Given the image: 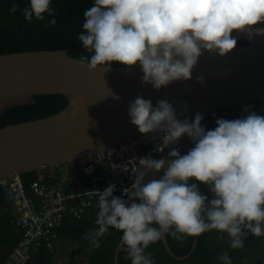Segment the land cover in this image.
I'll return each instance as SVG.
<instances>
[{
	"label": "clouds",
	"instance_id": "obj_1",
	"mask_svg": "<svg viewBox=\"0 0 264 264\" xmlns=\"http://www.w3.org/2000/svg\"><path fill=\"white\" fill-rule=\"evenodd\" d=\"M51 5L52 0H29L25 20L51 16ZM83 15L78 39L91 55L80 56V67H103L106 73L113 62L128 68L139 64L143 84L156 90L192 79L205 52L226 56L237 45L234 32L264 36V0H94ZM128 115L141 134L160 135L168 154L139 160L132 185L123 190L127 199L113 195L115 184L96 191L98 227L85 235L94 249L110 228L123 233L131 264H156L145 250L165 235L183 242L216 230L221 241L227 234L234 250L243 249L249 235L264 236V116L218 118L216 127L206 130L202 114L180 119L167 99L153 106L140 96L129 104ZM184 137L193 147L181 154L174 145ZM192 178L211 199L189 182ZM217 260L233 264L227 251Z\"/></svg>",
	"mask_w": 264,
	"mask_h": 264
},
{
	"label": "water",
	"instance_id": "obj_2",
	"mask_svg": "<svg viewBox=\"0 0 264 264\" xmlns=\"http://www.w3.org/2000/svg\"><path fill=\"white\" fill-rule=\"evenodd\" d=\"M233 36L237 45L226 56L205 52L192 79L159 90L143 84L139 64L131 68L112 64L105 73L103 67L92 71L80 67V57L67 49L0 53V116L11 108L37 103V96L67 99L50 115L0 127V179L64 165L140 137L143 134L128 115L129 104L137 96L151 100L153 106L167 99L180 119L247 105H256L251 112L262 115L264 36L249 38L236 32ZM197 76L203 77L202 82ZM161 239L172 257L182 260L191 255L176 254L167 235ZM193 245L197 246V237ZM121 248L120 241L115 264H120Z\"/></svg>",
	"mask_w": 264,
	"mask_h": 264
},
{
	"label": "trees",
	"instance_id": "obj_3",
	"mask_svg": "<svg viewBox=\"0 0 264 264\" xmlns=\"http://www.w3.org/2000/svg\"><path fill=\"white\" fill-rule=\"evenodd\" d=\"M93 3L94 0H52L51 7L54 11L51 16L45 13L44 20L33 18L31 22H28L24 18L23 9L28 6L29 0H0V53L31 49H67L74 56L85 55L90 57L91 53L84 49L78 37L83 31V14ZM13 5H17L15 12L10 11ZM51 19L56 20L55 25L49 24ZM243 42L239 41V43ZM112 64L121 65L117 62ZM37 100L35 104L7 110L0 116V127L9 123H18L50 115L62 108L67 102L63 95H41L37 96ZM231 110H235L234 107L225 111ZM220 112L224 111L220 110ZM235 114L237 118H243L247 115ZM21 176L28 194L32 195L30 184L37 178V172H26ZM189 182L197 183L201 191H208L196 180ZM207 196L209 199L212 198L210 192ZM98 199L99 197H96L92 201L82 216L67 215L58 229L61 238L69 239L82 246L70 254L69 261L72 264L80 261L83 256H87V261L83 264H115L114 251L123 234L120 230L110 228L109 234L101 239V246L98 249H94L85 239L88 231L98 227L95 224ZM22 234V230L14 221L12 204L0 186V257L3 259V264H7V256L20 241ZM220 235L221 233L216 230L202 234L198 237V245L192 256L182 260L169 255L162 239L150 244L145 251L153 254L156 264H220L217 257L224 251L229 253L233 264H264V236L249 235L244 241L245 247L234 250L226 242L228 240L227 234H224V241L219 239ZM168 236L171 247L177 254L184 255L191 250L194 237H187V244L182 246V242L170 235ZM34 256L28 264L34 262L54 264L53 254L45 245H41L35 251ZM127 259V253L123 248L120 253V263L127 264Z\"/></svg>",
	"mask_w": 264,
	"mask_h": 264
},
{
	"label": "built area",
	"instance_id": "obj_4",
	"mask_svg": "<svg viewBox=\"0 0 264 264\" xmlns=\"http://www.w3.org/2000/svg\"><path fill=\"white\" fill-rule=\"evenodd\" d=\"M249 106L242 108L247 110ZM199 113L203 115L202 126L208 120H228V115L218 110ZM194 116L184 118L191 120ZM190 144V139L184 137L174 147L182 154ZM167 154L168 149H164L160 135L148 133L67 164L38 171L37 178L30 184L32 195L28 194L21 175L0 179V186L12 204L14 221L23 233L10 251L7 264L30 263L41 245L58 255L61 238L58 229L67 215L82 216L98 197L96 191L102 192L110 184H115L113 195L127 199L123 190L132 185L135 172L140 167L139 160L146 156L163 158ZM60 262L68 263L69 259H61ZM82 263L80 260L76 264Z\"/></svg>",
	"mask_w": 264,
	"mask_h": 264
},
{
	"label": "flooded vegetation",
	"instance_id": "obj_5",
	"mask_svg": "<svg viewBox=\"0 0 264 264\" xmlns=\"http://www.w3.org/2000/svg\"><path fill=\"white\" fill-rule=\"evenodd\" d=\"M256 107V105H254L253 107H252V109H250L249 111H246L245 113H249V112H251L254 108ZM234 109L235 110H231V111H227V113H229V114H227L228 115V120H233V119H237V117H236V114L235 113H238L239 115H243L242 113H244L243 112V110H242V106H236V107H234ZM238 109H239V111H238ZM225 112V111H224ZM224 112H222V113H224ZM264 113V112H263ZM262 116V115H261ZM153 158H157L158 159V157H156V156H154ZM192 180H195L194 178H192L190 181H192ZM205 195H208L209 194V192L208 191H202ZM195 238L196 237H194V239H193V244H194V241H195ZM167 239H168V243H169V245H170V247H171V244H170V242H169V236L167 235ZM121 241V240H120ZM119 241V242H120ZM163 242V241H162ZM119 244V243H118ZM117 244V245H118ZM187 244V238L182 242V246H185ZM192 244V248H191V250L188 252V253H190L191 252V255L190 256H192V254L194 253V251H195V249H196V247L197 246H195L194 247V245ZM164 245V244H163ZM197 245H198V237H197ZM116 248H117V246H116ZM116 248H115V251H114V262H115V252H116ZM166 249V248H165ZM173 249V248H172ZM123 250V246H122V248H121V250H120V253H121V251ZM167 251V250H166ZM168 252V251H167ZM175 252V251H174ZM176 253V252H175ZM188 253H186V254H188ZM177 254V253H176ZM170 255V254H169ZM179 255V254H178ZM185 255V254H184ZM189 256V257H190ZM119 262H120V254H119ZM0 264H3V259H2V257H0ZM32 264H44V263H42V262H34V263H32ZM121 264V263H120ZM127 264H131V260H130V258L128 257V259H127Z\"/></svg>",
	"mask_w": 264,
	"mask_h": 264
},
{
	"label": "crops",
	"instance_id": "obj_6",
	"mask_svg": "<svg viewBox=\"0 0 264 264\" xmlns=\"http://www.w3.org/2000/svg\"><path fill=\"white\" fill-rule=\"evenodd\" d=\"M158 159H160V158H158ZM58 244H59V247H60V252L59 253H61V254H58V255H60V256H58V255H56V254H54V253H52L50 250V252L53 254V261H54V264H63V263H61L60 262V260H61V258L62 259H69V256H70V254L73 252V251H75V250H77L78 249V245H80L79 243H73L71 240H69V239H66V238H60L59 239V242H58ZM81 246V245H80ZM82 247V246H81ZM80 247V248H81ZM38 249H36L35 251H37ZM10 253V252H9ZM35 253V252H34ZM9 255V254H8ZM35 257V256H34ZM7 258H8V256H7ZM59 259V260H58ZM57 261V262H56ZM6 262H7V260H6ZM64 264H72L71 263V261H69L68 263H64ZM76 264V263H75Z\"/></svg>",
	"mask_w": 264,
	"mask_h": 264
},
{
	"label": "rangeland",
	"instance_id": "obj_7",
	"mask_svg": "<svg viewBox=\"0 0 264 264\" xmlns=\"http://www.w3.org/2000/svg\"><path fill=\"white\" fill-rule=\"evenodd\" d=\"M242 110L245 112V110H244L243 108H242ZM238 111H239V109H238ZM246 111H249V110H246ZM226 113H227V112H226ZM227 114H229V113H227ZM203 126L205 127L206 130H210V129H214V128L216 127V124H215L214 121L208 120ZM191 147H193L192 142H191L189 148H188L184 153H182V154H186V153L188 152V150H189ZM80 247H81V246L78 245V248H80ZM81 260H82L83 263H84L85 261H87V256H83V257L81 258ZM83 263H82V264H83Z\"/></svg>",
	"mask_w": 264,
	"mask_h": 264
},
{
	"label": "bare ground",
	"instance_id": "obj_8",
	"mask_svg": "<svg viewBox=\"0 0 264 264\" xmlns=\"http://www.w3.org/2000/svg\"><path fill=\"white\" fill-rule=\"evenodd\" d=\"M194 114H196V113H194ZM157 157V156H156ZM159 158V157H158ZM59 254H61V253H59ZM62 255V254H61ZM58 256H60V255H58ZM62 259V258H61ZM59 260V259H58ZM57 262V261H56ZM62 263V262H61ZM60 264V263H59ZM64 264V263H63Z\"/></svg>",
	"mask_w": 264,
	"mask_h": 264
}]
</instances>
